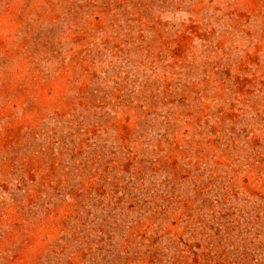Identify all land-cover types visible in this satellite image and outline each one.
<instances>
[{"label":"rangeland","instance_id":"obj_1","mask_svg":"<svg viewBox=\"0 0 264 264\" xmlns=\"http://www.w3.org/2000/svg\"><path fill=\"white\" fill-rule=\"evenodd\" d=\"M0 264H264V0H0Z\"/></svg>","mask_w":264,"mask_h":264}]
</instances>
